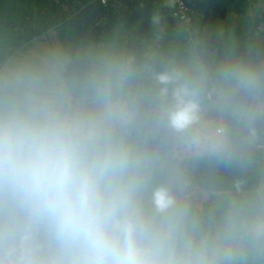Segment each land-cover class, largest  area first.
<instances>
[{"label": "clouds", "instance_id": "1", "mask_svg": "<svg viewBox=\"0 0 264 264\" xmlns=\"http://www.w3.org/2000/svg\"><path fill=\"white\" fill-rule=\"evenodd\" d=\"M131 75L116 65L98 76L94 111L15 75L0 81V264H233L231 248L193 254L190 242L177 247L175 226L153 225L177 199L116 138L132 119L118 99ZM155 78L171 97L168 126L182 135L201 119L198 93L171 73Z\"/></svg>", "mask_w": 264, "mask_h": 264}, {"label": "trees", "instance_id": "2", "mask_svg": "<svg viewBox=\"0 0 264 264\" xmlns=\"http://www.w3.org/2000/svg\"><path fill=\"white\" fill-rule=\"evenodd\" d=\"M171 2L172 0H0V75L20 52L33 47L35 41L41 40L48 33L55 32V38L67 59L63 78L65 89L71 97L69 106L73 110H95L91 99L94 96L93 82L98 76L108 73L116 65L131 70L129 82L118 99L132 114V119L125 128L117 130L116 138L147 162L156 161V166L164 162L168 156L165 152L176 139L166 134L172 130L165 117L171 97L159 96L160 85L155 77L162 72L179 76L178 84H186L196 91L202 110L210 103L208 95L214 87H218L226 101L225 107L236 111L232 119L224 122L229 134L241 132L243 137L244 129L237 123V113L254 106L256 119L244 138H252L257 142L263 140L264 92L261 94L262 102L254 104L255 84L249 82L245 88L237 87V76L232 71L233 60L229 66L226 56L228 51H232L237 54L236 57L248 58L242 53V48L234 51L243 41L253 58L255 55V60L251 61L255 63V71L263 73L259 76L264 82V56L258 57L263 52L261 49L259 53L253 51L258 49L256 41L264 35V0H186L191 11L192 38H188L191 42L181 40L179 48L174 40L187 38V27L173 19ZM251 6H254L255 15L244 18ZM156 17L159 24L154 22ZM123 40L124 51H121L122 45L117 44L123 43ZM152 42L154 47L148 51ZM102 49L108 53L103 54ZM44 82L40 81L38 84L44 85ZM175 86L177 85H171L170 88ZM253 147L256 148L255 144ZM167 153L172 160L180 162L183 179L188 173V162L182 161L181 155L173 151ZM255 155L258 160H263L261 151L255 149ZM175 156H179L177 160ZM208 156L209 162L214 160V157ZM236 161L235 157L232 163L236 164ZM241 162L239 166H234L226 161L231 169L240 170V179L249 189L260 186L262 180L259 173H247L244 167L247 161ZM171 179L172 177H168L160 182L165 183ZM255 194L239 193L235 197L230 196L222 204L221 209H228L240 219L232 225V233L241 241L238 252H234L233 264H264V235L253 238L241 228L244 220L250 219L251 211L259 209L253 206L248 210L250 202L259 196V201L264 204V190ZM244 207H247L246 210ZM256 216L260 217V214L256 213ZM261 219L264 220L262 216ZM192 220L195 221L194 218ZM172 225L177 229L178 248H183L190 242L193 243V254L201 247L211 254L209 249L216 245L214 240L201 242L206 234H210L204 229L205 224H199L194 238L192 226L186 219L183 218L180 224L178 220H174ZM210 235L213 236L214 233ZM231 245L233 249V244Z\"/></svg>", "mask_w": 264, "mask_h": 264}, {"label": "rangeland", "instance_id": "3", "mask_svg": "<svg viewBox=\"0 0 264 264\" xmlns=\"http://www.w3.org/2000/svg\"><path fill=\"white\" fill-rule=\"evenodd\" d=\"M251 4L254 5V2H251ZM250 10L244 18L248 19L255 15L254 6H251ZM242 12L246 11L242 10ZM158 22L156 24H159ZM260 28L263 31L262 26ZM222 33H224V30ZM229 33L231 36L233 35L232 32ZM186 35L187 38L184 37V41L187 39L188 42H191L188 38H192V33L186 32ZM181 40H183L182 37L174 40L177 48L181 46ZM124 43L125 41L123 40V43L118 42L117 44L122 45L121 51H124ZM243 44H245L243 41L242 44L239 43L234 48V51L242 48V53L247 55L248 58L245 56L236 57L237 54L232 51H228V57L226 56V58L228 59L229 66L232 62L231 60H233L232 71L239 77L237 79L240 88H245L249 82L255 84L253 93L255 102L253 103H260V101L262 102L261 94L264 92V82L259 75L263 73L255 71V63L251 61L255 60V55L253 58L251 51H248L247 47ZM256 46L258 49L253 50L254 53H259L261 49L263 54H259L258 57H263L264 35L256 41ZM153 47L154 43L152 42L148 47V51ZM252 47L255 49L254 46ZM101 52L103 54L108 53L103 49ZM66 64V56L63 54L55 38V32H51L42 37L41 40L35 41L33 47L20 52L17 58L6 66L4 73L0 75V81L7 82L9 76L15 75L21 79L23 85H31L42 90L54 91L66 96L70 101L71 97L68 90L65 89L63 78ZM40 81H45L44 85L38 84ZM211 95L212 99L208 98L210 103L206 109L202 110L199 123L189 128L182 135H177L172 130L166 132L168 137L176 138L174 142H171L167 152L173 151L181 155L180 159L182 161L186 160L188 162L187 175L181 179L182 167L180 162L172 160L170 154L167 152L165 153L169 157L166 156V160L158 166H156V161L147 162L144 172L152 184H160L161 180L172 177L171 180L165 183H168L173 188L177 199V207L168 217L153 216L152 222L156 227L167 228L170 224L172 225L174 220H178L180 224L184 218L192 226L193 238L199 230V224L203 223L206 225L204 229L208 230V233H214L213 236L206 234L205 239L201 240L203 243L214 240L216 245H213V248L209 250H223V248H231V244H233L234 252L237 253L241 241L232 233V225L240 219L239 217H235L228 209L221 208L223 202H227L230 196L235 197L239 193L254 195L255 192L264 190V159L258 160L255 155V149H257L259 142L252 138H244V135L250 132L256 119V108L252 106L247 111L242 109V113H237L239 115L237 123L244 129L242 133L243 137L240 135L241 132L229 134L226 132L228 128L224 122L232 119L236 111L225 107L226 101L222 98L219 90L214 89ZM254 144L256 146L255 149L253 147ZM208 155L214 157V160L209 162L210 157ZM178 157L175 156L174 158L177 160ZM235 157L237 158L236 164L238 166L242 163L241 161H247L246 166H244L247 173H259L262 180L260 186L258 185L256 188L249 189L248 186L242 183L239 176L240 170L235 171V169H231V166L226 163V161L232 163ZM236 164L233 165L236 166ZM259 168L261 169L260 172ZM258 197L250 202L248 210L256 206L262 211H259V209L253 210L254 212L251 211L250 219L244 220L241 224V228L245 229L253 238L264 235V220H260L261 216L264 218V204H261ZM246 208L244 207L245 210ZM145 211L151 215V209L147 204V200H145ZM256 213H259L260 217H257ZM193 218L196 222L192 220ZM244 252L247 251L244 250ZM251 264H254V262Z\"/></svg>", "mask_w": 264, "mask_h": 264}, {"label": "built area", "instance_id": "4", "mask_svg": "<svg viewBox=\"0 0 264 264\" xmlns=\"http://www.w3.org/2000/svg\"><path fill=\"white\" fill-rule=\"evenodd\" d=\"M173 19L187 27V32L191 34L190 28L192 27L191 11L186 0H172L171 2ZM209 99H212L211 93L208 95ZM225 130V129H224ZM264 135V131H263ZM257 150L261 151L264 159V138L260 140L257 145Z\"/></svg>", "mask_w": 264, "mask_h": 264}, {"label": "crops", "instance_id": "5", "mask_svg": "<svg viewBox=\"0 0 264 264\" xmlns=\"http://www.w3.org/2000/svg\"><path fill=\"white\" fill-rule=\"evenodd\" d=\"M183 40H184V39H183ZM228 64H229V63H228ZM221 68H222V66H221ZM237 78L239 79L238 76H237ZM238 79H237L236 81H238ZM238 84H239V83H238ZM236 86L239 87V85H236ZM214 89H215V90H219L218 87H214ZM214 89H213V90H214ZM219 91H220V90H219ZM220 93H221V92H220ZM221 96L223 97L222 93H221ZM237 115H238V114H237ZM238 116H239V115H238Z\"/></svg>", "mask_w": 264, "mask_h": 264}]
</instances>
